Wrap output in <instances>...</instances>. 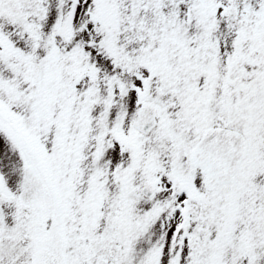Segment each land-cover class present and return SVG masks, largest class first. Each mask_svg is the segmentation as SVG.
I'll use <instances>...</instances> for the list:
<instances>
[{
    "label": "snow or ice",
    "instance_id": "1",
    "mask_svg": "<svg viewBox=\"0 0 264 264\" xmlns=\"http://www.w3.org/2000/svg\"><path fill=\"white\" fill-rule=\"evenodd\" d=\"M0 264H264V0H0Z\"/></svg>",
    "mask_w": 264,
    "mask_h": 264
}]
</instances>
